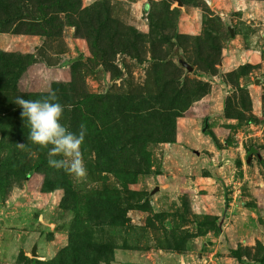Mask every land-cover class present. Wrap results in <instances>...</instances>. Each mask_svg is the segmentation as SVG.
<instances>
[{"label": "rangeland", "instance_id": "374dc122", "mask_svg": "<svg viewBox=\"0 0 264 264\" xmlns=\"http://www.w3.org/2000/svg\"><path fill=\"white\" fill-rule=\"evenodd\" d=\"M181 1L0 0V264H264V0ZM51 90L85 177L27 140Z\"/></svg>", "mask_w": 264, "mask_h": 264}, {"label": "clouds", "instance_id": "9594fccd", "mask_svg": "<svg viewBox=\"0 0 264 264\" xmlns=\"http://www.w3.org/2000/svg\"><path fill=\"white\" fill-rule=\"evenodd\" d=\"M15 103L21 108V118H26L30 126L27 140L48 149L49 166L63 169L76 178L85 177L88 170L82 146L88 133L87 126L81 123L79 131L73 132L62 123L65 107L70 111L72 106L61 104L56 90H51L42 99L17 97ZM17 146L24 149L26 144L18 142Z\"/></svg>", "mask_w": 264, "mask_h": 264}, {"label": "water", "instance_id": "95a60500", "mask_svg": "<svg viewBox=\"0 0 264 264\" xmlns=\"http://www.w3.org/2000/svg\"><path fill=\"white\" fill-rule=\"evenodd\" d=\"M176 1L178 2L179 5H182L183 4L181 0H176ZM228 28H229V30L231 32V35H234L235 33H234L233 27H231L230 25H228ZM183 65L186 66L189 70H192L193 69V67L191 65L187 64L186 62H183ZM250 158H251V156L248 157L247 161H249ZM32 254L33 255H37L36 245H34V247L32 248Z\"/></svg>", "mask_w": 264, "mask_h": 264}, {"label": "crops", "instance_id": "0c3cea01", "mask_svg": "<svg viewBox=\"0 0 264 264\" xmlns=\"http://www.w3.org/2000/svg\"><path fill=\"white\" fill-rule=\"evenodd\" d=\"M59 69H61V68H59ZM63 70H64V69H63ZM67 76H68L67 74H66V75L62 74V76H60V78H65V79H66Z\"/></svg>", "mask_w": 264, "mask_h": 264}]
</instances>
